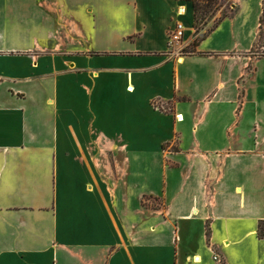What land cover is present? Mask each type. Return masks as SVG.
Listing matches in <instances>:
<instances>
[{"label":"crops","instance_id":"1","mask_svg":"<svg viewBox=\"0 0 264 264\" xmlns=\"http://www.w3.org/2000/svg\"><path fill=\"white\" fill-rule=\"evenodd\" d=\"M225 3L179 60L191 1L0 0V264H264V0Z\"/></svg>","mask_w":264,"mask_h":264},{"label":"trees","instance_id":"2","mask_svg":"<svg viewBox=\"0 0 264 264\" xmlns=\"http://www.w3.org/2000/svg\"><path fill=\"white\" fill-rule=\"evenodd\" d=\"M187 1H191L193 4L194 18H195L194 27L196 30L195 33L197 35V37L189 45L188 51L196 52V47L200 44V42L204 40L205 38H207V36L213 30H215L218 27V25L222 22V20H224L226 17L229 16V14L226 11L223 14V16L219 20H217L216 23L211 28H209V30L206 33L203 34L202 32H200L202 22L207 19L209 13H216V11L220 9L221 6L223 5L224 0H187ZM260 23L261 24H260L258 44H260V41L263 37V31H264L263 29L264 28V6H263V14L261 16ZM259 233H260V236L264 238V220L259 225Z\"/></svg>","mask_w":264,"mask_h":264},{"label":"built area","instance_id":"3","mask_svg":"<svg viewBox=\"0 0 264 264\" xmlns=\"http://www.w3.org/2000/svg\"><path fill=\"white\" fill-rule=\"evenodd\" d=\"M186 12V7L182 5L179 8V13L185 14ZM185 36L186 27L183 22H179L175 29L170 32L169 35L168 48L173 49V52H175L179 60H181L184 55L188 54V52L186 53V51L190 43L187 41V39H185ZM178 119L181 120L182 116L178 115ZM212 254L215 264H228L225 257L217 250H212Z\"/></svg>","mask_w":264,"mask_h":264},{"label":"rangeland","instance_id":"4","mask_svg":"<svg viewBox=\"0 0 264 264\" xmlns=\"http://www.w3.org/2000/svg\"><path fill=\"white\" fill-rule=\"evenodd\" d=\"M230 10H231L230 7L226 5L225 0H224L223 5L221 6L220 9H218L216 11V13H209L208 14L207 19L205 21H203L202 24H201V31L200 32H202L203 34L206 33L209 30V28H211L216 23V21L219 20L223 16V14L226 11L230 15ZM196 37H197V35H196ZM186 38H187V28H186V36H185V39ZM188 50H189V46L187 48L186 53L189 52ZM254 52H256V54H259V55L264 54V31H263V37H262V39L260 41V44H258V49L257 50H254ZM252 148H254L253 152L257 153V155H259V157L260 156L263 157V154H264V151H263L264 148L263 147H256V148L255 147H252ZM171 149L172 150H177L178 148L176 147V145H174V146L171 147ZM247 156H249V154H247Z\"/></svg>","mask_w":264,"mask_h":264}]
</instances>
